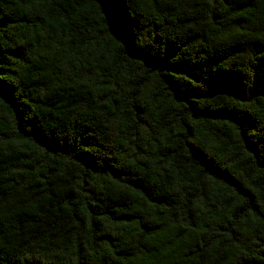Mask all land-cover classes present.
<instances>
[{
  "label": "trees",
  "instance_id": "1",
  "mask_svg": "<svg viewBox=\"0 0 264 264\" xmlns=\"http://www.w3.org/2000/svg\"><path fill=\"white\" fill-rule=\"evenodd\" d=\"M0 264H264V0H0Z\"/></svg>",
  "mask_w": 264,
  "mask_h": 264
}]
</instances>
